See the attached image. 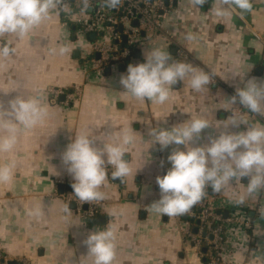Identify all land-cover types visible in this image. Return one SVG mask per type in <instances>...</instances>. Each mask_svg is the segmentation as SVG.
<instances>
[{
	"label": "crops",
	"instance_id": "crops-1",
	"mask_svg": "<svg viewBox=\"0 0 264 264\" xmlns=\"http://www.w3.org/2000/svg\"><path fill=\"white\" fill-rule=\"evenodd\" d=\"M164 1L171 6L163 24L165 34L146 36L135 49L134 58L112 66L104 75L95 74L88 65L93 40L80 29L69 28L63 22L66 13L59 7L23 39L14 34L0 36V47L10 41L16 50L8 57L0 56V102L7 106L19 94L39 98L48 113L31 129L20 126L14 148L0 152V165H15L12 179L0 183V249L11 261L93 264L83 241L90 231L102 230L110 222L115 229L113 264H208L185 238L184 216L168 217L151 210L153 202L160 199L156 177L171 167L167 157L177 146L162 151L148 131L150 127L171 129L202 118L209 128L192 142L201 146L228 127L232 132L247 130L244 124L231 126L233 120L264 125V116L243 106L242 116H232L236 104L230 101L236 88L247 80L264 81V0H251V12L241 14L232 8L226 17L211 10L214 3L220 6L218 0H208L199 7L191 0ZM71 10L79 15L77 4ZM189 34L195 38L187 39ZM63 45L70 51L60 55ZM53 48L56 54L51 52ZM154 48L214 76L218 83L195 91L187 80L180 81L172 86L163 105L133 98L124 92L119 77L129 64L145 62L144 53ZM179 50L185 52L186 59ZM51 88H78L81 95L67 104L66 98H51ZM122 129H131L135 136L134 143L124 146L132 174L124 182L115 181L109 175L114 169L108 165V179L100 188L106 198L98 216L84 218L73 204L68 215L64 212L65 196L74 191L68 189L73 180L61 159L67 145L80 133L94 138V146L102 148L105 142L119 143ZM248 179L230 182L219 193L214 191L216 208L224 217L225 213L239 216L252 226L250 230L239 225L227 228L220 254L231 264H264V217L259 214L264 192L237 203L246 192ZM60 185L65 186L62 195ZM36 208L41 214L29 215Z\"/></svg>",
	"mask_w": 264,
	"mask_h": 264
},
{
	"label": "clouds",
	"instance_id": "clouds-1",
	"mask_svg": "<svg viewBox=\"0 0 264 264\" xmlns=\"http://www.w3.org/2000/svg\"><path fill=\"white\" fill-rule=\"evenodd\" d=\"M199 7L208 0H191ZM212 11L218 17L230 15V9H239L241 14L251 12V0H218ZM62 0H0V36L16 35L23 39L36 26L40 25L56 9ZM121 0H104L109 8H116ZM84 8L89 7V0H84ZM195 37L189 34L187 39ZM11 42L0 47V56L8 57L15 53ZM56 49H51L56 54ZM70 51L68 45L59 48V54ZM145 55V62L129 64L126 73L119 77V84L125 93L133 98L154 104H165L170 98L172 86L186 81L195 91H200L210 83V76L197 70L191 64L175 61L171 55L161 49L154 48ZM232 104L242 105L249 112L264 116V81L252 78L237 87L235 95L230 99ZM46 107L39 98H25L21 94L8 101L7 106L0 102V152L11 151L17 143L18 133L23 129H31L42 123L47 116ZM247 125L246 131L232 132L229 127L220 131L217 136L209 138V142L201 146H193V141L201 138L203 131L209 128L207 120L193 118L189 123L164 127H150L148 136L154 138L161 150L176 145L167 157L171 167L166 174L156 177L160 189V199L153 202L151 210L168 217L183 215L205 196L206 187L219 193L230 182H239L248 177L246 192L237 200L238 204L264 192V125L250 123L247 120H233L231 126ZM119 143L105 142L102 148L94 146V138L87 134L76 133L61 155L67 173L72 177L71 187L78 200L98 202L106 198L100 188L108 179L107 166L113 180L125 178L132 174L128 160L124 158L125 147L134 143L135 136L131 129H122L118 137ZM184 147L181 148L180 146ZM106 156V159H105ZM13 162L0 165V183L12 179ZM64 212L70 215L66 206ZM39 208L33 209L29 215L39 216ZM264 217V206L259 209ZM67 219V216L65 217ZM115 229L109 222L107 227L96 229L87 234L83 244L88 255L93 257V264H113L116 256Z\"/></svg>",
	"mask_w": 264,
	"mask_h": 264
},
{
	"label": "built area",
	"instance_id": "built-area-1",
	"mask_svg": "<svg viewBox=\"0 0 264 264\" xmlns=\"http://www.w3.org/2000/svg\"><path fill=\"white\" fill-rule=\"evenodd\" d=\"M74 4L78 6L79 15H75L71 10ZM83 5L84 0H62L58 7L61 13H66L63 22L67 26L69 24L78 26L87 37L96 35V39L90 44L88 65L97 75H104L112 66L125 64L146 36L165 34L163 24L171 8L170 3L164 0H121L116 8L107 7L104 0H96L94 3L89 0L88 8H84ZM179 53L183 59L187 58L184 51L179 50ZM209 76L208 85H216L217 79L212 75ZM49 93L51 98L56 100L64 96L67 104L81 95L78 88L70 90L51 88ZM231 114L234 117L242 116V105L237 103ZM109 175L111 176V172ZM203 198V201L197 202L187 213L181 215L185 217V238L199 255L205 257L208 264H231L220 254L226 241V230L230 225H239L250 230L251 222L239 216L224 217L219 213L215 203L217 197L210 186L206 187ZM65 200L68 208L71 204H75L74 209L88 219H95L102 206L101 201L91 203L80 201L71 192L65 196ZM85 206H87L86 210ZM195 229L197 232L194 231ZM10 262L11 259L0 249V264ZM21 264L30 263L23 261Z\"/></svg>",
	"mask_w": 264,
	"mask_h": 264
},
{
	"label": "water",
	"instance_id": "water-1",
	"mask_svg": "<svg viewBox=\"0 0 264 264\" xmlns=\"http://www.w3.org/2000/svg\"><path fill=\"white\" fill-rule=\"evenodd\" d=\"M120 31H122V28H120ZM90 39L91 40H95L96 39V35L95 34L90 35ZM124 41H126V38H124ZM76 56L78 57V54H76ZM97 57L99 58L100 56H97ZM122 69H124V66H122ZM64 99H65L64 96L61 97V101H64ZM115 181H119V180L116 179ZM68 189H69V191H74L73 188L71 187V185L68 186ZM64 192H65V186L64 185H60L59 186V193L62 195V194H64ZM203 200H204V198H202L200 201H203ZM72 206H73V208L76 207L75 204H73ZM84 209L86 210L87 209V206H85ZM219 213H223V212L219 211ZM227 216H228V214L225 213V217H227ZM98 221L102 223V222H104V219H99ZM194 231L197 232V229H195ZM203 252L205 253L206 250H204ZM9 264H21V263L20 262H17V261H12Z\"/></svg>",
	"mask_w": 264,
	"mask_h": 264
},
{
	"label": "trees",
	"instance_id": "trees-1",
	"mask_svg": "<svg viewBox=\"0 0 264 264\" xmlns=\"http://www.w3.org/2000/svg\"><path fill=\"white\" fill-rule=\"evenodd\" d=\"M69 28H71V29H75V30H78V29H79V27L76 26V25H74V24H69ZM135 53H136V50H134L133 55H132L131 58H134V57H135ZM128 61H129V60H128Z\"/></svg>",
	"mask_w": 264,
	"mask_h": 264
}]
</instances>
